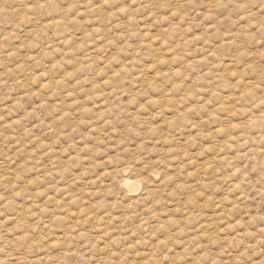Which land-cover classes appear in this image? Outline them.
I'll return each mask as SVG.
<instances>
[{
    "label": "clouds",
    "instance_id": "clouds-1",
    "mask_svg": "<svg viewBox=\"0 0 264 264\" xmlns=\"http://www.w3.org/2000/svg\"><path fill=\"white\" fill-rule=\"evenodd\" d=\"M0 264H264V0H0Z\"/></svg>",
    "mask_w": 264,
    "mask_h": 264
}]
</instances>
